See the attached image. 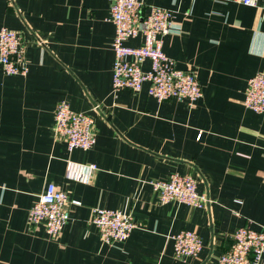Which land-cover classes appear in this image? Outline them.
<instances>
[{"label": "crops", "instance_id": "obj_1", "mask_svg": "<svg viewBox=\"0 0 264 264\" xmlns=\"http://www.w3.org/2000/svg\"><path fill=\"white\" fill-rule=\"evenodd\" d=\"M143 1L144 12L170 8L181 25L163 48L197 74L203 95L192 107L158 101L148 83L113 90L110 0H0V26L22 36L29 65L27 75L0 68V264H216L238 227H264V114L244 104L249 79L264 73V0ZM61 100L95 118L91 149L57 137ZM175 172L196 178L205 208L160 200L153 183ZM49 182L70 200L58 236L28 219ZM96 207L131 213L137 228L102 241ZM183 229L202 237L198 255L176 257L172 236Z\"/></svg>", "mask_w": 264, "mask_h": 264}, {"label": "built area", "instance_id": "obj_2", "mask_svg": "<svg viewBox=\"0 0 264 264\" xmlns=\"http://www.w3.org/2000/svg\"><path fill=\"white\" fill-rule=\"evenodd\" d=\"M220 1H238L252 6L258 2ZM144 6L143 0H110L109 18L116 30L112 43L115 54L113 90L139 92L148 83L149 94L158 101L174 98L185 100L192 107L203 95L197 74L192 69L176 67L175 60L163 48L164 36L181 33V25L175 22L172 9L150 5L144 12ZM139 36L142 37L140 45L127 44L129 39ZM43 42L40 40V43ZM146 60L151 62L150 69L143 67ZM0 68L8 75H27L29 72L22 36L6 26H0ZM244 104L264 114V73H257L249 79ZM55 133L65 139L71 151L77 148L89 150L97 141L95 118L88 112L74 110L66 100L56 105ZM85 168L83 176L88 180L97 165L90 163ZM153 184L163 202L176 201L199 208H205L210 202L208 195L198 190L196 178L189 174L175 172ZM69 201L65 191L58 189L54 182H49L31 207L29 222L32 225L44 224L50 235L58 236L71 217ZM92 222L106 243L125 241L137 228L133 215L121 209L96 207ZM172 238L178 258L198 255L204 245L202 237L190 229H183ZM263 257L264 227L255 229L245 225L234 231L230 249L219 256L216 264H261Z\"/></svg>", "mask_w": 264, "mask_h": 264}]
</instances>
